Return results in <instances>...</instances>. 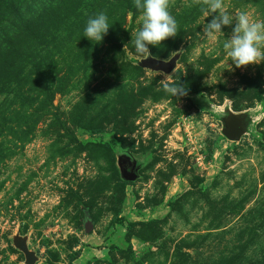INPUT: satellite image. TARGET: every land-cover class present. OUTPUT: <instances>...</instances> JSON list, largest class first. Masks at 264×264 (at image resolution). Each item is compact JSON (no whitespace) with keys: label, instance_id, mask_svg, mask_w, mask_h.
Wrapping results in <instances>:
<instances>
[{"label":"rangeland","instance_id":"374dc122","mask_svg":"<svg viewBox=\"0 0 264 264\" xmlns=\"http://www.w3.org/2000/svg\"><path fill=\"white\" fill-rule=\"evenodd\" d=\"M36 1L34 11L45 3ZM131 1L76 0L0 86V264H26L24 248L33 264L264 258V61L236 68L223 48L235 22L207 36L212 13L193 0L170 3L178 33L143 60ZM224 3L264 21V0ZM100 12L110 27L96 43L84 29ZM3 26L0 40L12 29ZM153 59L175 67L154 70ZM163 82L188 95H169ZM233 117L237 141L222 133Z\"/></svg>","mask_w":264,"mask_h":264},{"label":"clouds","instance_id":"9594fccd","mask_svg":"<svg viewBox=\"0 0 264 264\" xmlns=\"http://www.w3.org/2000/svg\"><path fill=\"white\" fill-rule=\"evenodd\" d=\"M172 2L174 0H134L135 7L141 10L142 21L134 46L137 55L143 60L152 55L149 45L158 46L162 41L177 35L178 23L169 10ZM193 3H202L212 13V18L204 29L209 37L222 33V27L235 22L232 34L226 39L223 48L236 68L258 65L264 61V21H255L246 12L230 15L224 0H193ZM109 27L108 16L105 12H100L94 17H89L84 35L90 41L98 43L107 34ZM162 75L167 77L165 73ZM162 87L173 97L188 95L187 88L181 83L163 82Z\"/></svg>","mask_w":264,"mask_h":264},{"label":"trees","instance_id":"16d2710c","mask_svg":"<svg viewBox=\"0 0 264 264\" xmlns=\"http://www.w3.org/2000/svg\"><path fill=\"white\" fill-rule=\"evenodd\" d=\"M75 1L58 0L54 5L53 0H45L43 6L34 11L32 2H37L36 0H0V13H2L0 28L4 27L3 25L12 28L8 36L0 40V86L7 84H3L4 79L10 78L13 81L14 77L17 78L22 74L26 65L23 55L25 56L26 51L31 48V43H40L46 38H54L57 24L70 14ZM129 4L128 6L135 11L132 3ZM45 5L49 7L45 9ZM41 60H36L38 68L41 66L37 62ZM28 76L31 77V74ZM259 86L258 84L255 86L257 98L261 90ZM233 108L234 110L240 109L235 104ZM259 264H264V258Z\"/></svg>","mask_w":264,"mask_h":264},{"label":"water","instance_id":"95a60500","mask_svg":"<svg viewBox=\"0 0 264 264\" xmlns=\"http://www.w3.org/2000/svg\"><path fill=\"white\" fill-rule=\"evenodd\" d=\"M149 67L154 70H161L165 73H169L175 67V59H170L168 61L162 59H153L148 63ZM239 118H232L228 127L222 130L223 135L232 141H237L242 134V124ZM123 178L133 179L134 174L130 173V176H127V173H123ZM86 231H90V223L87 222L85 225ZM25 253V262L26 264H33L35 261V255L28 251L26 248L23 249Z\"/></svg>","mask_w":264,"mask_h":264}]
</instances>
